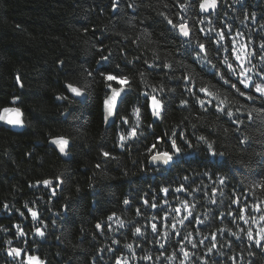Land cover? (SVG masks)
<instances>
[{"label": "trees", "instance_id": "16d2710c", "mask_svg": "<svg viewBox=\"0 0 264 264\" xmlns=\"http://www.w3.org/2000/svg\"><path fill=\"white\" fill-rule=\"evenodd\" d=\"M179 2H187L191 7L181 10L177 0H117L116 10L111 0H0V110L13 105L20 109L24 121L19 131L0 125V264H21L19 259L7 256L10 247L30 250L47 264H115L117 257L128 260L133 253L135 256L128 264H179L182 256L171 260L168 257L189 233L194 242L204 240L205 244L193 249L185 241L186 250L194 253L185 264H202L201 256L209 264H231L225 257L232 256L237 257L236 264H264V251L246 237L240 239L226 232L218 233L217 248L225 257L215 253L207 256L212 232L264 227V222L245 224L238 219L245 202L246 218L259 220L264 215V190L257 187L264 183V102L238 97L228 85L217 82L210 68L195 61L194 52L185 54L186 38L171 31L158 15L163 12L176 22L184 17L195 28L192 40L199 39L206 45L209 29L223 30L228 36L222 43L229 51L216 52V46L209 45L212 62L218 63L229 55L232 39H238L239 43L249 45V51H256L252 64L259 71L260 46L264 44V0H218V9L211 13L200 12V0ZM128 4L135 7L129 8ZM201 20L204 23H199ZM201 28L204 32H200ZM216 32L210 33L212 40L217 39ZM237 33H242V38ZM109 53L113 56L111 68L100 67L97 61ZM125 53L127 60L133 61L131 65L124 59ZM137 56L138 61L133 59ZM156 57V62L171 63L176 70L148 69L145 61L152 63ZM116 64L131 78L134 89L119 114L130 116L127 125L121 124L119 116L111 125L104 120L102 101L107 92L99 72L111 71ZM89 71L93 76H88ZM141 72L145 73L143 78ZM185 72L195 77L196 88L209 82L215 84L214 90L221 99L227 97L231 101L233 110L243 106L239 118L244 123L238 132L226 115L214 109L202 111L184 91L183 81L167 78ZM18 75L22 87L16 82ZM67 83L89 86L92 99L86 104L77 102L66 92ZM153 87L164 89L159 95L166 101L173 95L175 99L160 121H154L150 109H142L138 133L144 135L120 147V135L127 136L136 126V119L131 116L132 108L139 106L136 97L145 90L151 94ZM59 96L67 99H57ZM14 98L19 99L12 104ZM181 99L190 103L179 107ZM250 111L252 120L247 119ZM149 124L153 127L149 128ZM173 129L185 132L194 149H200L199 154L182 144L186 152L193 154L177 157L171 165L152 164L147 149L155 142V136L170 135ZM200 135L224 155H206L202 150L205 146L198 145L195 139ZM55 136L70 140L68 158L50 145L49 139ZM245 136L249 139L241 144ZM169 146L162 143L160 150ZM102 151L110 152L113 158H104ZM209 161H215L217 166L212 167L209 176H204L206 165L211 167ZM217 174L227 178L224 185L219 184ZM185 176L188 181L183 180ZM44 180H50L51 186L41 184ZM181 183L187 191L176 192ZM161 188L170 191L164 193ZM213 188L217 189L215 194ZM213 198L216 204L211 203ZM125 199L130 203L124 204ZM235 199L240 203L233 204ZM182 201L195 205L190 209L193 217L205 222L198 224L190 217L191 223L177 224L181 235L175 238L169 227L188 215ZM153 203L158 207H151ZM5 204L9 206L7 210ZM256 204L261 212L252 207ZM177 207L181 208L179 214L174 211ZM28 208L39 214L38 220L32 219ZM229 210L233 216L221 215ZM113 213L115 216L109 221L107 217ZM165 213L169 215L165 217ZM233 217L236 223L232 222ZM119 220L124 222L123 227ZM98 222L100 229L96 228ZM151 223L158 225L159 234L152 232ZM15 225L26 233L23 237L17 236ZM137 227L143 232L139 237L133 234ZM35 228L44 230L45 236H36ZM165 231L169 232L167 238L163 236ZM157 239L166 246L159 260L155 257L164 249L153 242ZM114 240L119 243L113 244ZM127 244L133 248L128 249ZM144 255L153 260L139 259Z\"/></svg>", "mask_w": 264, "mask_h": 264}, {"label": "snow or ice", "instance_id": "6c2138e0", "mask_svg": "<svg viewBox=\"0 0 264 264\" xmlns=\"http://www.w3.org/2000/svg\"><path fill=\"white\" fill-rule=\"evenodd\" d=\"M112 8L114 10L118 9L119 5L117 3V0H111ZM177 5L181 10L187 11L191 5H189L187 2L180 3L179 0H177ZM129 8L135 7L134 4H128ZM167 7V5H165ZM219 7L218 0H200L199 9L201 13H209L210 10H217ZM163 19L166 21L167 25L170 26V30L173 32H177L180 36L186 38L184 43L187 45V47L184 49L185 54H191L195 53L194 59L197 63L203 64L205 67L210 68L213 77L217 80V82H222L224 85H228V88L235 92V94L238 97H242L249 101L254 100H261L264 102V44H261L260 46V56H259V62L261 65V68L259 71L256 70V65L252 64V60L256 58V51H249V45L246 43H239L238 39H232L231 42V49L230 54L225 55L222 60H219L218 63H213L212 58L210 55V49L209 45H215V51L219 52L221 49H224L225 51H229V49L224 48L223 41L227 38L228 34L225 33L223 30L216 32L214 28L209 29V45H206L205 43H202L197 39L196 41L192 40V34L195 32L194 26L190 27V22L185 19L184 17H181L179 22H176L172 17L169 15H166L165 13L161 12L158 13ZM255 14H253L254 18ZM249 17L246 15L245 19H248ZM199 23H204L203 20L199 21ZM87 31V29H85ZM200 32H204V29L201 28ZM216 32L217 39L212 40L210 33ZM237 37L242 38V33H237ZM127 39V38H125ZM132 43H136V41H133ZM101 46L102 42H101ZM124 49H121V52L124 53ZM231 57V59H230ZM124 59L127 61L128 65H131L133 61L127 60V55L125 53ZM134 60H139L140 57H134ZM159 60V57H156L152 63H149L148 61H145V64L147 65L148 69H160L162 72L167 69L170 71H175L173 64L168 62L158 63L156 61ZM63 63V62H61ZM113 63V56L111 53L107 56H101L100 59L97 61V64L100 67H103L105 69L111 68ZM223 65V69L220 67ZM251 65V67H249ZM180 67H184L183 65H180ZM226 69V71L224 70ZM96 71H99V68H97ZM253 73L255 75H253ZM99 75L101 79L104 81L105 89H106V96L104 97L102 103L104 107V120L105 123L111 125L116 123V119L119 116V119L121 121V124L127 125L130 123V116H120V112L123 108V106L126 104L128 97L131 93L134 92V89L132 87V80L128 75L123 74V69L121 68L120 64H116L115 68L111 71H101L99 72ZM167 75V73H165ZM88 76H93V72L89 71ZM140 76L143 78L145 76L144 72L140 73ZM168 79H175L177 81H183V88L184 91L188 94L189 97L194 98L195 103L199 105V108L204 111L208 112L212 109L215 110V112L226 115L228 120L235 126V131H239L240 126L243 125L244 121L239 118V114L243 110V106L236 108L233 110L231 106V101L228 100L227 97L221 99L218 91H215L216 85L209 82L208 84L201 86L199 88L195 87V77L185 72L183 75L179 77L175 76H168ZM17 84H20L21 87L23 86L21 83L20 76L18 75L16 77ZM115 85V86H114ZM65 90L68 92L77 102L86 104L92 99L91 95V88L89 86H78L72 83H67L65 85ZM164 89H156L155 87L152 88L151 94L149 91L145 90L140 92L139 96L136 97V103L139 106H134L132 108L131 116H134L136 119V126L132 127V129L128 132L127 136L120 135L119 141H120V147H125V142L137 138L138 135H144V133H138V128L141 124V117L143 116L142 109L148 110L150 109L151 115L154 118V121H160L164 118L165 114L167 113L169 107L171 106L172 100L175 99V96L173 95L172 98L169 100H165L163 96H160L159 93L163 92ZM168 92L175 93L176 89H168ZM202 94V95H201ZM19 99V98H14ZM57 99L64 100L67 99L66 96H59ZM190 101L188 99H181L179 102V107H186ZM5 113L12 112L15 113V117L8 119L7 122L12 125L21 126L23 125L24 121L21 119V112L19 108H5ZM0 119H4L2 115H0ZM247 119L252 120L253 114L252 112H248ZM149 128L153 127V124L148 125ZM179 127V126H177ZM193 128H195V125H192ZM153 134L154 133H150ZM198 145L205 146L202 150L206 153V155L211 157H217V156H223L224 153H217L214 149V146L211 142L208 141L207 137L204 135H200L195 137ZM249 138L245 136L242 140H240V143L243 144L245 141H247ZM53 144H56L59 148V151L61 154L67 155L69 153L70 148L72 147L71 142L68 138L65 137H58L53 139ZM167 144L170 145L166 148V150H160L161 144ZM185 145L187 149H194L193 144L189 141L187 138L185 132L183 131H177L176 129H173L171 134H165L163 136H155V142L151 144V146L147 149L149 152V160L152 164H163V165H171L174 163V161L177 159V157H181L184 155H192L193 153L186 152L184 148L181 147V145ZM196 154H199L200 149H194ZM102 156L106 159H112L110 152L108 151H102ZM209 165L211 167L206 165V170L203 172L204 176H209L212 167L217 166L215 161H209ZM99 167V165H97ZM125 175H127L125 173ZM199 175V173L197 174ZM218 176V182L220 185H224L226 183V177L221 176L217 174ZM59 179V177H57ZM184 181H188L189 177L185 176L183 178ZM37 183H41L38 181ZM46 187L51 186L52 182L50 180H44L42 182ZM257 187H260L262 190H264V183L258 184ZM161 192L168 193L170 191L169 188H161ZM176 192H182L187 191V188L183 183L180 184L179 187L175 189ZM213 194L217 192L216 188L212 189ZM53 195H55V190H53ZM155 199V197L153 198ZM145 205L148 204L147 200L143 201ZM124 204H129L130 201L125 199L123 201ZM165 204L168 203L167 200L164 201ZM183 204L184 210L188 212V215L184 216L182 219L176 221L171 225V230L174 232L175 235H181L179 231H176L177 224L184 225L185 221H188V223H191L192 220L190 217H193V212L190 210L191 208H194L195 205H189L186 201L181 202ZM212 204H216L215 198L211 201ZM233 204H239V199L232 200ZM27 207V204L25 205ZM151 207L156 208L158 207L157 204L153 203L151 204ZM252 207L257 211L261 212L262 209L260 208L259 204L252 205ZM4 208L7 210L9 206L7 204L4 205ZM248 208L247 202L244 203V206H242L239 209L240 215L238 219L240 221H244L245 224H259L261 222H264V215H260L259 220L255 219H248L246 218L245 212ZM177 214L181 212V208L177 207L174 210ZM28 212L31 213V217L33 220L39 219V214L34 211L32 208H28ZM137 214L139 215V209L137 210ZM228 215L233 216V213L231 210H229L227 213H221V215ZM23 215V213H21ZM169 214L165 213V217H167ZM113 216H115V213H113L111 216H108L107 219L111 221L113 219ZM195 219V222L198 224H204V220H201L199 217H193ZM153 219H156V217H153ZM233 223H236V217H233ZM119 225L121 227L124 226V222L122 220L118 221ZM17 228V236L23 237L26 233L23 231V229L20 227V225H15ZM102 227L101 223L96 224V228L100 229ZM239 228V225H237ZM151 230L154 234H159L160 228L156 223H151ZM220 232H226L230 236H234L240 239H243L246 237L247 241H249L253 246L256 248L261 249V251H264V227H259L257 230H254L252 227H248L245 231L243 228H239V231L233 232L231 229H218L216 232H212L211 235V241L210 246H207V256H211L212 254L219 255L221 257H225V253L223 251H217L218 248V233ZM135 236L139 237L143 235L142 229L140 227H137L135 229V232L133 233ZM35 235L39 237L45 236V231L41 228H35ZM191 233H189L188 236H184V238L180 241H178L179 248L177 251H175L171 256L168 257L169 260L176 259L180 256L183 257V259H180L179 264H185V261L189 260V257L191 255H194V253H190L186 250L185 247V241H187L188 244L191 245L193 249H197L199 245H204L205 241L201 240L198 243L194 242V240L191 237ZM163 236L167 238L169 236V232L165 231L163 233ZM155 243H160L159 240L153 241ZM8 243H11L10 241ZM119 243L118 241H113V244ZM128 249H132V244L125 245ZM136 247H140V245H137ZM220 248L225 247V245H219ZM228 247H231V243L229 242ZM160 248L164 249V251L160 252V256L155 257V259L159 260L160 257L164 256L166 251V246L163 243H160ZM110 250V249H108ZM253 253H249V255H252ZM239 255V254H237ZM7 256L11 257L12 259H19L21 264H47V262L43 259H41L40 256L34 254L30 250L22 249L19 247L12 248L10 247L7 249ZM135 256V253H133V257ZM133 257H129L128 260H123L120 257H117L115 260V264H128V261H130ZM227 260L231 261V264H236V256L232 257H225ZM139 259H142L144 261H151L153 260V257L150 255H144L143 257H139ZM200 260L202 261V264H209L208 259L205 256H201ZM213 264H220L219 261H214Z\"/></svg>", "mask_w": 264, "mask_h": 264}, {"label": "water", "instance_id": "95a60500", "mask_svg": "<svg viewBox=\"0 0 264 264\" xmlns=\"http://www.w3.org/2000/svg\"><path fill=\"white\" fill-rule=\"evenodd\" d=\"M212 11H214V10H210L209 13H211ZM183 38H184V37H183ZM10 102H11L12 104H14V103L17 102V99H12ZM5 108H17V107H15V106H13V105H10V106H5V107H3V108L0 110V115H2V116L4 117V119H0V125L5 126V127L9 128V129H12V130H17V131L21 130V129L24 127V123H23V125H21V126H16V125L9 124V123L7 122L8 119H11V118H14V117H15V113H12V112L5 113V112H4V109H5ZM20 112H21V111H20ZM103 112H104V107H103ZM104 116H105V112H104ZM21 119L23 120L22 112H21ZM58 137H63V136H55V137H52V138L49 139V143H50V145H51L52 147H54V148L57 150V152H58L62 157H64V158H68L69 155H70L69 153H68L67 155H65V154H61L60 151H59L58 146H57L56 144H53V143H52L53 139L58 138ZM65 138H66V137H65ZM160 165H163V164H160ZM164 166H165V165H164ZM41 184H43V183H41ZM43 185H44V184H43Z\"/></svg>", "mask_w": 264, "mask_h": 264}, {"label": "flooded vegetation", "instance_id": "af4514ba", "mask_svg": "<svg viewBox=\"0 0 264 264\" xmlns=\"http://www.w3.org/2000/svg\"><path fill=\"white\" fill-rule=\"evenodd\" d=\"M180 229H181V228H180ZM180 229H176V231H179ZM169 232H170V234H173V232H172V230H171V226L169 227ZM177 236H178V235H175V234H174V237H175V238H177Z\"/></svg>", "mask_w": 264, "mask_h": 264}]
</instances>
